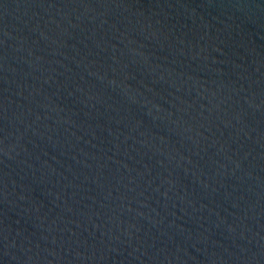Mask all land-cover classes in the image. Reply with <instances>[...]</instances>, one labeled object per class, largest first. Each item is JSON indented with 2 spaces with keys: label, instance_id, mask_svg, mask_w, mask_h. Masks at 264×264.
<instances>
[{
  "label": "water",
  "instance_id": "1",
  "mask_svg": "<svg viewBox=\"0 0 264 264\" xmlns=\"http://www.w3.org/2000/svg\"><path fill=\"white\" fill-rule=\"evenodd\" d=\"M0 264H264V0H0Z\"/></svg>",
  "mask_w": 264,
  "mask_h": 264
}]
</instances>
